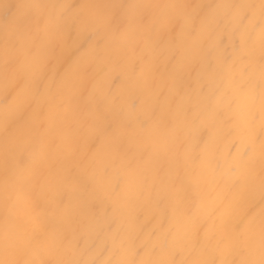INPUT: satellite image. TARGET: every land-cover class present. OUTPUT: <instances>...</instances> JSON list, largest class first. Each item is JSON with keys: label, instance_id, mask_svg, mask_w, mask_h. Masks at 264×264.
Wrapping results in <instances>:
<instances>
[{"label": "clouds", "instance_id": "1", "mask_svg": "<svg viewBox=\"0 0 264 264\" xmlns=\"http://www.w3.org/2000/svg\"><path fill=\"white\" fill-rule=\"evenodd\" d=\"M0 264H264V0H0Z\"/></svg>", "mask_w": 264, "mask_h": 264}]
</instances>
